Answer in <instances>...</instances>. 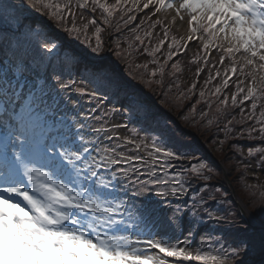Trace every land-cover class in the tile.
<instances>
[{
	"label": "snow or ice",
	"instance_id": "1",
	"mask_svg": "<svg viewBox=\"0 0 264 264\" xmlns=\"http://www.w3.org/2000/svg\"><path fill=\"white\" fill-rule=\"evenodd\" d=\"M150 7L151 15L136 23ZM28 10L83 49L33 27L23 15ZM157 13L161 18L152 20ZM185 24L179 39L170 35L172 26L179 31ZM158 25L162 38L153 34ZM106 31L128 78L158 86L166 102L175 88L177 107L197 96L182 119L205 105L199 118L215 126L218 150L229 139L259 141L246 155L244 145L232 148L245 174L253 159L264 171V0H0V264H246L257 244L264 251V227L257 236L250 227L255 217L243 207L238 214L208 206L221 191L209 184L215 170L170 144V125H161L104 61ZM189 42L201 45L203 56L192 62L202 64L181 89L166 77L182 71L179 57ZM213 51L219 59L210 62ZM145 54L150 59L136 63ZM230 82L235 91L227 94ZM247 101L250 110L241 107ZM114 113L127 122H112ZM153 125L156 134H148ZM195 181L203 184L193 192ZM245 188L264 216V184ZM211 223L235 229L234 242L207 231L191 248Z\"/></svg>",
	"mask_w": 264,
	"mask_h": 264
},
{
	"label": "trees",
	"instance_id": "2",
	"mask_svg": "<svg viewBox=\"0 0 264 264\" xmlns=\"http://www.w3.org/2000/svg\"><path fill=\"white\" fill-rule=\"evenodd\" d=\"M108 50L109 49L105 45V51L103 53L107 52ZM118 65L121 67L122 70L123 69L125 70V65L123 62L118 60ZM123 72L125 74V71ZM126 78L124 77V79L127 80L126 81L127 86L131 82L135 84H142L138 80L130 79L127 76ZM172 78L173 77L169 76L167 77V80L172 79ZM154 86L155 87H153L152 89L147 88L150 95L154 99L161 100V105L167 110H171L179 118L181 122L179 123L172 114L169 115L167 113H156V115L154 116V118L161 125H162L163 120H166L167 124L170 125L169 131H168V135L170 138V144L179 146V148L184 152H187L189 154H195L199 159L206 161L210 166H212L215 171L213 173V178L209 182V184L213 186L214 188L221 189V191L215 193L217 196V201L226 199L229 202L230 201L229 196L225 197V193L227 194L228 187H227L224 174L222 172V169L218 161L221 162L233 180L234 186L237 190V195H238V199L240 203L245 207L248 214H252L255 217L252 220V222L256 224L257 226L264 227V216L259 214L260 204L257 203L255 206H253V200L256 198L251 196L248 190L245 188L246 183L241 175V171L243 172V170L242 168L239 167L236 161L235 150L232 148V145L234 144L238 145V143H241V139L239 140L229 139L228 142L223 146V149L218 150V143L213 142V137L214 135H216L215 126H213L211 129L206 128L205 127L206 120L202 121L199 118V111L204 109L205 105L203 104L198 105L197 114L194 117H191L189 121H185L184 119H182L183 115H185L188 112V109L191 107V105L195 102V100L198 97L194 98V100L191 97V99L184 101L182 106L177 107L174 102V96L176 92H172L167 97V102H166V98L160 94L159 87L156 85ZM128 89L133 91V89H131L130 87ZM135 92L137 93V95L142 101L146 102V105L151 110V112L158 111V109L153 103H147L148 101H145V97L140 91H135ZM237 119H239V117H237ZM239 127L240 126L238 125L237 128ZM183 128H185L186 130L195 131L197 134L196 135L187 134ZM219 136H220L219 139H224L223 132H220ZM200 140H202L209 149L216 150L218 161L216 159L214 160L211 156H207L204 146ZM188 163L189 162L187 161L181 162V164H185V165H187ZM194 184H198L199 189H200L203 182L195 181ZM217 201H214V203H212V206H214L216 209H220L221 211H223L224 209L228 207H232L233 209H235L234 205L231 202L228 204H225V203H217ZM222 226L224 227L221 228L220 226H218V229H223L224 231H226L225 228H229V226L227 225H222ZM252 230L256 233L257 236L259 235L260 230H257V231H255L254 229ZM236 234L237 233L235 229L229 228L226 236L229 239L234 240V237L236 236ZM262 252L263 251H261L259 244H257L254 251L247 256H252V257L259 259ZM256 264H264V259L258 260Z\"/></svg>",
	"mask_w": 264,
	"mask_h": 264
},
{
	"label": "rangeland",
	"instance_id": "3",
	"mask_svg": "<svg viewBox=\"0 0 264 264\" xmlns=\"http://www.w3.org/2000/svg\"><path fill=\"white\" fill-rule=\"evenodd\" d=\"M153 10L154 9L151 7L149 9H145L141 15V18H143L146 14L151 15V12ZM85 16H87V13H85ZM157 18H161L160 13H157L156 16H152V20H156ZM169 19H170V17H169ZM185 20H187V17H185ZM78 23H81V21L79 20V17H78ZM165 23L167 24L168 21L166 20ZM178 24H179V21H178ZM185 28H186V24H185V27L181 28L179 31L177 30L176 26H172L170 35H175L177 37V39H179V37L181 35L185 34ZM92 30H93V27H90V31H92ZM157 33L162 38L163 33L161 32V26H159V25L154 30V33H153L154 36H156ZM166 47L167 46H165V48ZM30 51H31V54L36 58V60L39 61L41 53L38 51H35L34 49L30 50ZM197 53H199V56L197 55ZM0 56L3 58L2 53H0ZM202 56H203V52L201 51V45L197 42H189L188 49L183 53L182 57H179L181 68H182V71L179 73V75H181L183 77V80L185 81L186 85H188L189 82H191L195 79L194 73H195L196 69L198 67H200L202 64V61H200V63H193L192 61L198 60L199 57H202ZM208 59L210 62H214V61L218 60L219 57L217 56L216 52L213 51L212 55ZM141 60L147 61V60H149V57L146 54L141 55ZM227 63H228V61L226 60L225 64L227 65ZM153 66L154 65H151V67H153ZM217 66L220 67L219 65H217ZM222 70L223 69L221 68V71ZM206 75H207V68L201 74L199 83H201L206 78ZM235 79H236V77H233V80H235ZM213 82L214 83L219 82V78ZM233 89H234V85L230 82L228 91L232 92ZM73 99H75V96H73ZM82 103H83V101H82ZM88 107H89V105L85 103V108H88ZM108 107H111V105H108ZM117 107H119V105H117ZM111 119H112V122H115V123H126L127 122L126 117L122 116L118 113H114L112 115ZM130 130H131V128H129L127 130L126 129H120V134L121 135H127V134H129ZM140 134L142 136L145 135L144 132H141ZM251 163H252V167H250L247 171L248 179L251 181L257 180V181L264 183V171H260L255 167V160L254 159L251 161ZM257 176L259 177V179H256ZM229 181L231 182V185L234 186L233 180L229 179ZM157 230H159V229H157ZM198 244L199 243H197L196 247L198 246ZM248 260H249V262L246 261L247 264H256L259 259H253L251 257Z\"/></svg>",
	"mask_w": 264,
	"mask_h": 264
}]
</instances>
